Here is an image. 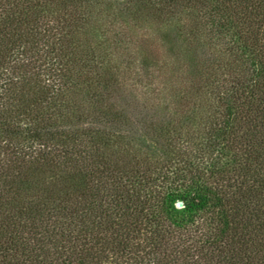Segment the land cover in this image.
I'll return each mask as SVG.
<instances>
[{
  "label": "trees",
  "instance_id": "16d2710c",
  "mask_svg": "<svg viewBox=\"0 0 264 264\" xmlns=\"http://www.w3.org/2000/svg\"><path fill=\"white\" fill-rule=\"evenodd\" d=\"M0 264H264V0H0Z\"/></svg>",
  "mask_w": 264,
  "mask_h": 264
},
{
  "label": "rangeland",
  "instance_id": "374dc122",
  "mask_svg": "<svg viewBox=\"0 0 264 264\" xmlns=\"http://www.w3.org/2000/svg\"><path fill=\"white\" fill-rule=\"evenodd\" d=\"M142 139L150 145V148H158L159 147L153 140L149 139L145 135H142ZM174 203L177 207H181V205H182V202L180 200H176Z\"/></svg>",
  "mask_w": 264,
  "mask_h": 264
}]
</instances>
